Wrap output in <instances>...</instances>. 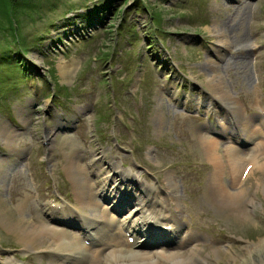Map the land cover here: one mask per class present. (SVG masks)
Returning <instances> with one entry per match:
<instances>
[{"label": "rangeland", "instance_id": "obj_1", "mask_svg": "<svg viewBox=\"0 0 264 264\" xmlns=\"http://www.w3.org/2000/svg\"><path fill=\"white\" fill-rule=\"evenodd\" d=\"M33 1L34 8L18 19L29 48L21 51L12 45L17 54L10 52L8 64L0 65V71L13 66L19 70L13 74L15 82L0 84V264L61 261L62 253L44 252L53 239L37 241L42 252L33 245L27 248L4 221L25 218L42 224L43 217L54 214L76 225L75 212L89 210L77 199L69 171L74 161L85 167L94 189L105 176L108 181L119 179L115 171L133 176L122 189L133 190L135 182L145 191L156 188L155 212L178 214L176 204L181 237L193 232L192 241L180 249H135L155 254L177 250L196 264H264V173L255 168L243 175L247 163L257 162L251 156L264 137L242 142L246 159L236 175L244 187L243 198L225 203L216 198L213 163L201 139L206 133L233 144L225 135L228 118L209 97L202 73L203 63L216 59L212 52L220 49L213 27L225 0ZM247 3L251 8L246 12L236 13L234 7L222 16L226 23L233 17L231 38L248 35L253 46L248 71L259 75L252 87L236 69L225 74L237 117L252 115L245 107L259 106L260 98L264 105V0ZM1 35L0 52L8 49ZM65 63H71L66 77L60 68ZM23 74L28 78H19ZM1 85L17 86L6 98ZM223 179L230 185L228 174ZM55 197L69 208L74 205L75 216L61 213ZM30 205L39 210L31 211ZM47 225L70 232L62 223ZM94 225L97 230L99 223ZM122 240L125 244L124 235ZM116 246L112 250L125 247Z\"/></svg>", "mask_w": 264, "mask_h": 264}, {"label": "bare ground", "instance_id": "obj_2", "mask_svg": "<svg viewBox=\"0 0 264 264\" xmlns=\"http://www.w3.org/2000/svg\"><path fill=\"white\" fill-rule=\"evenodd\" d=\"M221 6L222 7L220 8L223 12H219L218 19L216 20V24L213 27L216 35L220 36V39L218 38L219 42L216 44L220 47V49L218 50V48H216L213 50L214 53L212 52L216 59L209 58L205 63H203L202 73H204L206 76L205 85L210 90L208 92L209 97L212 98L215 103L220 106V110L222 111L223 115L228 118L229 122L227 127L225 128V135H227L226 137H228V139H231L233 142H239L238 139H240L241 141L251 143L256 137H260L261 135L263 136L262 132H264V124L262 125V127H253V125H255L253 124V121L255 119L254 115L257 114L256 105L253 106V104H251L252 106L250 105L245 107L246 111L249 107L252 109V115L249 116L245 114V116L239 115L240 117H237V115L231 110V104L235 103V98L230 90H228L225 74H228L232 69H236V73H238L237 75L239 76L240 73L243 76V81L246 82V84L251 85L252 87H256L257 80H255V78L256 76L259 77V75L257 73V75L255 74V76H253V74L249 73L248 71L249 55L251 50H253V46L250 42V39H248L247 34L231 38L230 31L235 28L232 23L233 17L230 19V21H228V23L225 22V17H222L224 16V11L229 12L234 7L236 8L235 12L237 13L240 11L246 12L247 8H251V6L248 5V3L246 4V0H225V2L221 4ZM229 49L231 53L226 56L223 51ZM60 68L63 75L66 77L70 73L71 63L62 64ZM193 104H195V102ZM233 116H235L236 118ZM6 132H8V130H6ZM239 132H241L242 134H240V136L238 137L237 134H239ZM50 134L51 132L49 131L46 135L47 139H50ZM9 136H11V134H9ZM11 139V137H8V142H10ZM201 139L202 143L205 146L206 153L213 163L214 170L212 186L217 194L216 198L220 199L224 203L225 199L241 202V199L243 198L244 187L242 188V186H239V175L241 174V162L246 159V154L242 152V149L235 143L225 144L218 140V138H214L210 135H207L206 133L201 135ZM222 146L224 147L222 148ZM254 152L253 156H251L252 154L250 156L251 159H256L257 162L251 166L249 172H253L255 168H261L262 172L264 173V160L261 161V159L264 157V140L256 142ZM76 163L75 161L72 162L69 167V171L70 176L76 182L75 186L78 191L77 199L80 201V204H82L83 207L88 208L89 210L84 214V216H88L90 218V225H88V227L90 226L92 228H95L96 226L94 224L95 220L97 219L99 223V225L97 226V231L99 234L95 232V234L93 235L91 231L89 232L92 236V238H90L91 245L96 243V245H92V254H89L91 246L88 247L86 245L79 244L75 240L76 237L75 235H73V231L68 232L69 230L67 231L60 228L48 226L47 223L57 221V218L53 216H49L50 218L43 217L42 221L44 222H40L42 224L32 223V220L26 222L25 218L14 220V222L4 221L6 227L19 234V237L25 247L29 248V245H33L31 247H35L36 251L42 252L43 250H39L40 246L38 245V243L41 241L44 242V239L46 238L53 239L50 242L53 244L48 245L50 249L48 248L44 250V252H50L52 255L53 253L54 255L56 253L63 254V259L60 258L61 261L55 262V264H196L192 262L193 259H190L188 255L178 252L177 250L171 251L169 254L164 253V251L159 252L160 254H155L151 250L139 251L134 248L136 247L135 245H137L136 243H138V246L144 245V247H151L152 245H154V242L150 241L149 237L143 240L144 243H140V245L139 240H136V243L133 245H128L126 242L125 244H123L124 242L122 240L121 231L115 229L117 227V222L116 224H114L115 217L109 215V212L107 210L108 206L104 205L100 200L99 195H97V191L95 192L94 188H91L93 184H91L89 181V176L85 167L82 164ZM110 164L111 166L113 165L112 162H110ZM100 166L101 164L99 165V167ZM113 169L116 168L113 167ZM238 172L239 175L237 177L236 174H238ZM224 174L229 175L230 185H228L223 179ZM115 176L117 177L116 174ZM132 177L127 173H122L119 176V179L124 181H133ZM134 182L132 183H136L135 186H137L136 189L139 197L136 195L137 193H134L133 196L135 200L132 199L130 201L135 205V209L130 212L132 213V216H135V214L138 215L137 212L143 211L142 208L146 205L152 206L154 208V204L156 202L154 194L157 193L155 192L156 188L152 187L145 191V188H141V186H139L137 182ZM174 190L176 193V189ZM98 191L100 192V190ZM175 193L174 195H176ZM125 198H128V196H126ZM26 203H32V201L30 199H26ZM119 207H121V209H124L126 205L122 204V206L119 205ZM173 207L178 211V214L175 211H171L170 214H166L164 215V217L168 219L167 222L175 224L174 229H172L173 231L170 232V235L169 233L166 234V238H168V241L162 240L161 242L163 244H168L169 246L174 245L179 248L180 246H182V241H178L176 243H173L172 241H174V237L179 234L182 223L178 218L180 216L178 206L175 204ZM30 210H39V208L30 205ZM141 217H143V215H141ZM158 219L163 220V217H161L159 214L156 216L155 220L153 221V224L155 226L157 225V223H160V220ZM58 221L60 220L58 219ZM144 222L145 224L147 223V225L148 223H150V221L148 220V216H144ZM134 230H136L137 233L139 232L138 229ZM148 234H150V232H148ZM186 234L187 235L184 239V242H191L192 240L190 239L193 232L188 231ZM114 245H117L116 247H118L119 245H124L125 247L112 250ZM48 246L46 245L44 247ZM191 251L193 252L194 248H192ZM252 251V249H248L249 254H251ZM251 260H253V258ZM4 262L7 261L4 260Z\"/></svg>", "mask_w": 264, "mask_h": 264}, {"label": "trees", "instance_id": "obj_3", "mask_svg": "<svg viewBox=\"0 0 264 264\" xmlns=\"http://www.w3.org/2000/svg\"><path fill=\"white\" fill-rule=\"evenodd\" d=\"M32 3H35L33 0H0V32L3 35H0L3 38H6V43L8 44V49L1 50L0 52V65H7L10 56V52H18L15 49H12V45L17 46L18 49H28L30 43L25 39V35L20 31L19 23V14H22L27 10V8H34ZM29 5V6H28ZM69 8V7H67ZM21 32V34H20ZM15 42V43H13ZM5 43V42H4ZM3 43V44H4ZM15 60V59H14ZM12 60L13 62H15ZM8 70L15 71V66L12 68L1 70L3 74H0V84L5 85L10 79H12V73ZM19 73V71L17 70ZM5 76V77H4ZM13 80V79H12ZM15 82V80L11 81ZM1 90L5 92L6 98L10 93L15 91L17 85L14 86H2Z\"/></svg>", "mask_w": 264, "mask_h": 264}]
</instances>
